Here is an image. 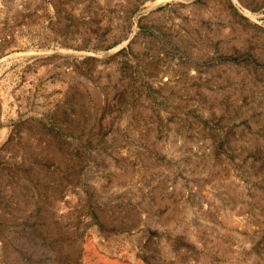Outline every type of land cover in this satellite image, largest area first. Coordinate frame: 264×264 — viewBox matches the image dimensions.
Returning <instances> with one entry per match:
<instances>
[{
	"label": "rangeland",
	"instance_id": "1",
	"mask_svg": "<svg viewBox=\"0 0 264 264\" xmlns=\"http://www.w3.org/2000/svg\"><path fill=\"white\" fill-rule=\"evenodd\" d=\"M0 264H264V0H0Z\"/></svg>",
	"mask_w": 264,
	"mask_h": 264
}]
</instances>
